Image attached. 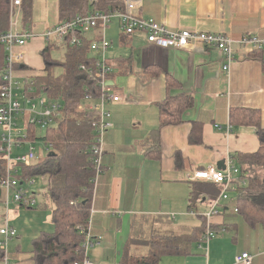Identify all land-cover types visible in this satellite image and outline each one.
Listing matches in <instances>:
<instances>
[{
    "label": "crops",
    "instance_id": "obj_1",
    "mask_svg": "<svg viewBox=\"0 0 264 264\" xmlns=\"http://www.w3.org/2000/svg\"><path fill=\"white\" fill-rule=\"evenodd\" d=\"M134 13L170 29L264 38V0H141ZM21 16L22 11L20 27ZM58 20L59 0H32L34 36L15 47L23 53L16 69L19 80L44 74L41 52L48 42L42 35ZM99 36V28L85 35L88 41ZM105 36L110 41L105 52L111 67L108 86L122 100L107 104L111 126L103 136L102 171L90 201V234L100 238L90 246L88 258L93 264H120L131 238L153 232L182 234L202 222L199 214L207 210L209 200H191L193 181L188 176L195 169L217 167L234 153L258 149L255 126L231 123L230 114L255 110L264 127V60L251 47L234 44V61L225 72L218 50L199 43L179 49L149 44L144 32H119L115 20ZM162 103H169L181 122L160 126ZM193 122L201 125L198 144L188 142ZM33 194L34 207L15 203L11 196L0 199V226L16 230L7 243L6 262L0 251V264H34V240L54 231L50 200ZM235 194L236 189L229 191L220 213L212 217L215 235L207 247L197 242L189 254L162 255L160 264H234V257L244 251L252 255V264H264V225L250 224L235 211ZM133 251L144 253L147 248L136 244Z\"/></svg>",
    "mask_w": 264,
    "mask_h": 264
},
{
    "label": "trees",
    "instance_id": "obj_2",
    "mask_svg": "<svg viewBox=\"0 0 264 264\" xmlns=\"http://www.w3.org/2000/svg\"><path fill=\"white\" fill-rule=\"evenodd\" d=\"M21 1V28L30 31L32 0ZM121 7V0H59L58 21L65 22L76 16L88 15L95 11L110 12ZM10 11L11 0H0V34L9 29ZM75 35L81 38L82 42L66 44L62 61L50 58V50L57 48L58 44L49 42L41 52L45 61L44 74L32 75L35 79L36 95L42 94L62 101L61 118L53 126L46 128L44 134L35 135L33 128L27 127L31 132L29 139L50 142L52 144L50 152L53 151L55 155L48 153L29 165H21L22 173L18 174L23 179L45 177L44 195L52 204L51 222L54 231L42 233L34 240L32 251L34 264L81 262L84 230L91 216L90 201L94 187L90 181L94 175L91 149L97 115L87 109L79 110L78 105L83 101L87 88L90 93L97 92L96 81L91 72L96 67L98 56L90 51V41L83 33ZM254 55H261L264 60V50H254ZM5 56L6 50L2 45L0 69L5 64ZM83 64L86 66L84 69L80 68ZM55 65L62 67L61 74L56 75L52 72V66ZM168 104L162 103L160 106V126L181 122ZM230 121L252 123L259 140L256 151L233 154V158L240 165L241 177L246 178V184L237 185L236 194L231 197V201L237 205L235 211L240 212L250 224L259 222L264 225V127L260 125L255 110L233 111L230 114ZM156 135L158 131L155 132L154 136ZM188 142L191 144L202 142L200 123L193 122ZM6 169L5 156L0 154V179L5 175ZM249 171L251 175L248 174ZM259 171L262 174L258 173ZM190 186L191 200L195 202H201L203 199V202L210 201L221 189L219 184L206 181H193ZM22 206L29 207L25 204ZM199 216L202 222L182 234L171 231L153 232L145 238H131L124 249L120 264H160V257L164 254H189L194 244L202 240L205 232L204 216L202 214ZM221 225L223 223L217 227ZM136 244L145 246L147 252L135 253L133 247Z\"/></svg>",
    "mask_w": 264,
    "mask_h": 264
},
{
    "label": "built area",
    "instance_id": "obj_3",
    "mask_svg": "<svg viewBox=\"0 0 264 264\" xmlns=\"http://www.w3.org/2000/svg\"><path fill=\"white\" fill-rule=\"evenodd\" d=\"M122 7L110 12L95 11L88 15L76 16L74 19L57 22L48 27L43 33L45 41L55 42L58 46L66 44H80L81 38L76 37V33L87 35L94 28H99V39L90 40V51L98 56L95 62L96 67L91 72V76L96 81L97 92L87 91L83 101L78 105L79 110L87 109L97 115L94 125V143L91 149L93 156L94 175L90 179L93 185L102 171L103 136L111 126V110L107 104L122 100V95L118 92H111L108 86L107 77L111 70L105 57V52L110 45V41L105 36L106 28L115 20L118 24L119 32L131 35L136 31L146 34L149 44L167 48H187L190 44L199 43L206 47L218 50L224 59L222 69L229 71L230 64L234 61V44L243 47H251L254 50H264V38L257 35H244L234 38L229 34L213 33L188 29H170L165 25L155 21L153 18L142 17L134 13V9L141 0H121ZM21 0H11V17L9 29L0 34V47L4 45L6 50L5 64L0 69V154H4L6 160V173L0 179V188L3 198L8 201L9 197L16 203L27 206L36 204L33 192L29 193V184L34 183V178L23 179L18 176V165H29L38 157L35 152V140L29 139L31 132L28 126L39 125L46 129L53 126L62 116V101L55 100L46 95L35 94L34 76H26L19 80L16 76V67L23 63V53L15 50L16 46H23L27 40L34 36V33L23 30L20 27ZM80 68L84 69L83 64ZM24 122L26 132L21 134L15 127L18 121ZM55 122V123H54ZM54 123V124H53ZM229 129V128H228ZM27 144L25 151L17 152L14 156V149ZM52 144L45 141L43 150L47 154L51 151ZM190 181H206L217 183L220 186L218 195L208 202L207 210L201 213L205 219V232L199 247H207L210 238L215 235L212 228L211 219L220 213L219 206L222 200L228 199L229 191L235 190L237 185H245L246 179L241 177L240 168L234 163L233 158L228 156L224 161V169L214 165L197 168L188 176ZM89 223L84 230L85 240L82 243L83 259L74 264H93L89 258L87 250L90 246L98 243L100 237L93 238L90 234ZM16 235V230L8 224L0 226V251L3 253L4 261L7 256V243ZM234 264H252V255L246 251L234 257Z\"/></svg>",
    "mask_w": 264,
    "mask_h": 264
},
{
    "label": "rangeland",
    "instance_id": "obj_4",
    "mask_svg": "<svg viewBox=\"0 0 264 264\" xmlns=\"http://www.w3.org/2000/svg\"><path fill=\"white\" fill-rule=\"evenodd\" d=\"M64 54H65V48L63 46H58L57 48L50 50V58H52L53 60L62 59ZM52 72L54 74L58 75V74H60L62 72V67L58 66V65H55V66H53ZM15 127L18 128V130H20L21 134L26 132V128L24 127V122L21 121V120L18 121V123L15 125ZM32 128H33V131L35 132V135H40V134H44L45 133V129L41 128L39 125L32 126ZM34 146H35V152L37 153V155L39 153V155L36 158V160L44 157L47 154V151L43 150V147H45V141L44 140L36 139L35 143H34ZM18 149H19V151H25L27 149V144L19 147ZM16 151L17 150L14 149V147H13L14 156L16 154ZM17 170H18V174L22 173L21 165L17 166ZM33 178H34V183L29 184V193L30 194L32 192L36 193V196L38 198L42 199L44 197V192L46 191V189H45V183H46L45 177L36 176V177H33ZM186 211H187V206H186ZM185 215H187L186 212H185ZM230 234L232 235V232H230ZM89 249H91V247H89L88 250ZM88 250H87V253H88Z\"/></svg>",
    "mask_w": 264,
    "mask_h": 264
},
{
    "label": "water",
    "instance_id": "obj_5",
    "mask_svg": "<svg viewBox=\"0 0 264 264\" xmlns=\"http://www.w3.org/2000/svg\"><path fill=\"white\" fill-rule=\"evenodd\" d=\"M49 155H55V153L52 151V152H49ZM222 163H221V165H219L218 163H217V167L218 168H222V169H224V161H221ZM1 196H2V190H1V188H0V199H1Z\"/></svg>",
    "mask_w": 264,
    "mask_h": 264
}]
</instances>
